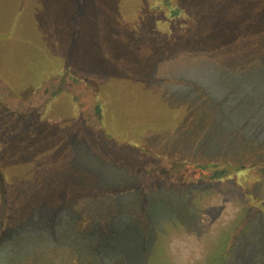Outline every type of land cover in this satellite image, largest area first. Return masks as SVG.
<instances>
[{
  "label": "rangeland",
  "instance_id": "rangeland-1",
  "mask_svg": "<svg viewBox=\"0 0 264 264\" xmlns=\"http://www.w3.org/2000/svg\"><path fill=\"white\" fill-rule=\"evenodd\" d=\"M0 264H264V0H0Z\"/></svg>",
  "mask_w": 264,
  "mask_h": 264
},
{
  "label": "trees",
  "instance_id": "trees-1",
  "mask_svg": "<svg viewBox=\"0 0 264 264\" xmlns=\"http://www.w3.org/2000/svg\"><path fill=\"white\" fill-rule=\"evenodd\" d=\"M174 5L173 2L169 1L166 3V5L164 6H169V15L165 17V15H160L158 14V16H154L151 18H147L148 20H150V25L155 26V27H168L170 28V30L172 31V28H176V26H181L183 27V18H182V9L178 6L176 9L177 11L174 12V9L172 11H170L171 6ZM156 8V7H155ZM165 11V10H164ZM184 11V10H183ZM186 13H184L185 15Z\"/></svg>",
  "mask_w": 264,
  "mask_h": 264
}]
</instances>
